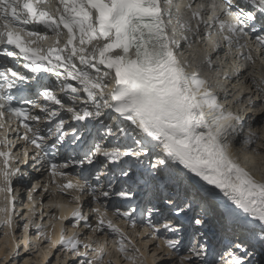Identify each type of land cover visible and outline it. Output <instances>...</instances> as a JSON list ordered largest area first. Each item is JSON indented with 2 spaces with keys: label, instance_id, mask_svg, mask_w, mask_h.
Returning <instances> with one entry per match:
<instances>
[{
  "label": "snow or ice",
  "instance_id": "snow-or-ice-1",
  "mask_svg": "<svg viewBox=\"0 0 264 264\" xmlns=\"http://www.w3.org/2000/svg\"><path fill=\"white\" fill-rule=\"evenodd\" d=\"M262 32L264 0H0V264H256L199 193L264 252Z\"/></svg>",
  "mask_w": 264,
  "mask_h": 264
},
{
  "label": "bare ground",
  "instance_id": "bare-ground-1",
  "mask_svg": "<svg viewBox=\"0 0 264 264\" xmlns=\"http://www.w3.org/2000/svg\"><path fill=\"white\" fill-rule=\"evenodd\" d=\"M181 11L184 12V19L188 20L189 19L188 13H186V11L184 9H181ZM230 105H231L230 103L226 104V107H230ZM145 183H146V180H145ZM156 183H159L160 185H163V183L159 179H157L154 182L155 185H156ZM155 185H154V188H155ZM16 186H17V188L20 189V191L17 192V194H16L17 195V203H18V211L22 210V212L21 211L20 212L23 214L24 211L26 213L27 208L26 207L23 208L22 206L28 204V200L26 198V193L25 192L28 193V191H30V190L27 189L28 187H27V184H25V183L21 184L19 182H16ZM170 187H171V185H170ZM170 187H169V190L171 189ZM205 187H208V186H205ZM140 191H141L140 189L137 190V195H138V193ZM155 193H156V191H155ZM34 196H35V194H34ZM199 196L203 199L204 203H206L204 205V207H203V211L206 213V215L208 217V221H209V231H211V232H209V231L208 232L209 233H213V230H214L215 233L218 234L219 229L222 227L224 222H226L225 219H228L229 221H232V217L229 214V207L234 208V206H231L230 202H228L226 200V198H224L218 192H216L212 196H209L208 193H206V192H200ZM39 198L41 199V202L37 203L36 210H38V211L40 210V212H37V217H39L40 213H44L45 217L43 218V222H44L45 226H47V222L50 219V216L53 215V214H58L57 213V209H49L47 207L48 194L44 193L42 196L36 197L37 200ZM68 199H70V197H65L64 198L65 202ZM41 203L44 205L43 207H41ZM209 203L212 204V206H210L211 208H208ZM221 208H223V209L221 210ZM111 210H114V209H110V211ZM222 211H224L223 213H226V216H223L225 214H223ZM38 222H39V220H38ZM64 223H65V225H68L70 223V221H64ZM232 225H234V227L233 226H231V228L229 227V230H228L227 233L225 232V235L230 236V237L233 236V235L236 236V235H238L239 232L242 231L240 229H244L245 230V227H247L246 218L242 217L239 224L234 223ZM121 226L123 227V225H121ZM237 227H239V228H237ZM31 231L34 232L35 229L34 230L32 229ZM85 231H87V230H85ZM210 237H212V236H210ZM240 238L246 240L245 234H242L240 236ZM96 239H97V237L95 235H93V240H96ZM110 244H111V240H109V245ZM248 244L252 245L253 248H254V254H253L252 258L255 261H258V260L261 261V262H258L257 264H259V263L264 264V256H263L264 252H262L260 250L259 245L255 244L254 242H252L250 240L248 241V243L246 245H248ZM255 247H256V249H255ZM182 251H184V250L182 249ZM113 252H114V250H113ZM257 252H258V254H261V255H256ZM114 255H115V252H114ZM258 256H261V257H258Z\"/></svg>",
  "mask_w": 264,
  "mask_h": 264
},
{
  "label": "rangeland",
  "instance_id": "rangeland-1",
  "mask_svg": "<svg viewBox=\"0 0 264 264\" xmlns=\"http://www.w3.org/2000/svg\"><path fill=\"white\" fill-rule=\"evenodd\" d=\"M230 107H232V105H230ZM206 203H204V205H205ZM210 206H212V204L211 203H209V206H208V208H211ZM23 207V206H22ZM24 208V207H23ZM213 209V208H212ZM21 212H22V210H20ZM37 212H40V210L38 211V210H36ZM23 213H25V211L23 212ZM45 217V216H44ZM47 217V216H46ZM237 226V225H236ZM237 228H239V227H237ZM34 230V229H33ZM240 230H242L241 232H237L238 233V235H236L235 237H238V238H240V236L242 235V234H245V238H246V240H245V243L247 244L248 243V241H249V239H248V233H247V231H246V227H245V230L244 229H240ZM209 232H211V231H209ZM228 231H226V233H227ZM230 233V232H229ZM228 233V234H229ZM213 234H216L215 233V231L213 230ZM212 235V234H211ZM240 235V236H239ZM234 236V235H233ZM151 247V246H150ZM255 249H256V247H255ZM256 255H261V254H258V252L256 253ZM264 256V255H263ZM258 257H261V256H258ZM258 262H261L260 260H258V261H256V264L258 263ZM259 264H261V263H259Z\"/></svg>",
  "mask_w": 264,
  "mask_h": 264
}]
</instances>
